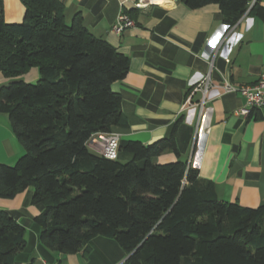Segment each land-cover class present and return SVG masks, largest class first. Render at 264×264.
I'll list each match as a JSON object with an SVG mask.
<instances>
[{
	"label": "trees",
	"instance_id": "obj_1",
	"mask_svg": "<svg viewBox=\"0 0 264 264\" xmlns=\"http://www.w3.org/2000/svg\"><path fill=\"white\" fill-rule=\"evenodd\" d=\"M20 1L23 19L8 23L0 0V73L9 79L0 113L23 149L13 165L0 163V198L32 188L31 204L44 206L33 217L39 242L64 256L108 237L126 254L120 264H264V204L219 200L191 164L155 161L168 151L178 156V122L149 144L121 140L127 161L89 149L93 135L126 125L111 85L125 77L129 58L93 35L79 13L67 23L58 0ZM177 1L217 5L227 29L247 10V0ZM249 12L264 20V7ZM32 68L35 82L20 78ZM24 245L25 229L0 209V264H14Z\"/></svg>",
	"mask_w": 264,
	"mask_h": 264
},
{
	"label": "crops",
	"instance_id": "obj_2",
	"mask_svg": "<svg viewBox=\"0 0 264 264\" xmlns=\"http://www.w3.org/2000/svg\"><path fill=\"white\" fill-rule=\"evenodd\" d=\"M65 21L76 13L85 27L127 55L125 77L111 88L121 97L126 125L111 132L121 140L149 144L168 137L173 126L178 156L172 151L155 158L157 163L186 161L198 170L199 179L212 182L219 200L245 207L264 204V111L243 117L245 106L234 86L254 83L264 71V20L249 12L264 0H247V10L227 29L217 5L190 9L177 0H58ZM5 22H20L25 8L20 0H2ZM128 12L135 25L115 34L111 26L119 12ZM207 77L185 104L192 84ZM26 82L38 78L36 68L21 75ZM9 81L0 73V86ZM208 99L200 108L202 97ZM89 149L96 151L92 146ZM23 153L5 114L0 113V163L13 165ZM120 152L118 160L127 161ZM27 188L11 199L0 198V209L25 229V245L14 264H120L126 254L113 239L96 236L86 252L61 256L39 242L33 217L44 206L31 204Z\"/></svg>",
	"mask_w": 264,
	"mask_h": 264
},
{
	"label": "built area",
	"instance_id": "obj_3",
	"mask_svg": "<svg viewBox=\"0 0 264 264\" xmlns=\"http://www.w3.org/2000/svg\"><path fill=\"white\" fill-rule=\"evenodd\" d=\"M143 0H137L135 2L136 7L143 6ZM134 21L124 11L119 12L115 22L111 26V30L115 34H121L125 29L133 27ZM231 29V28H230ZM207 77H203L201 80L192 84L191 94L187 97L185 104H191V95L197 91L202 83L207 81ZM223 92H237L245 100V106L236 111V114L248 117L253 111H264V71L260 74L259 78L252 84L234 86L229 82H225L222 86ZM208 95L202 97L200 108L204 105ZM119 136L116 133H102L96 134L91 137L88 144L92 146L96 152L107 159L115 160L118 158Z\"/></svg>",
	"mask_w": 264,
	"mask_h": 264
},
{
	"label": "rangeland",
	"instance_id": "obj_4",
	"mask_svg": "<svg viewBox=\"0 0 264 264\" xmlns=\"http://www.w3.org/2000/svg\"><path fill=\"white\" fill-rule=\"evenodd\" d=\"M33 82H35V81H33Z\"/></svg>",
	"mask_w": 264,
	"mask_h": 264
}]
</instances>
